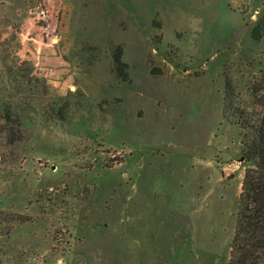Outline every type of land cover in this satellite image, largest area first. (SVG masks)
Listing matches in <instances>:
<instances>
[{
    "label": "rangeland",
    "instance_id": "374dc122",
    "mask_svg": "<svg viewBox=\"0 0 264 264\" xmlns=\"http://www.w3.org/2000/svg\"><path fill=\"white\" fill-rule=\"evenodd\" d=\"M263 15L0 0V264H228L246 164L224 102L264 96Z\"/></svg>",
    "mask_w": 264,
    "mask_h": 264
},
{
    "label": "trees",
    "instance_id": "16d2710c",
    "mask_svg": "<svg viewBox=\"0 0 264 264\" xmlns=\"http://www.w3.org/2000/svg\"><path fill=\"white\" fill-rule=\"evenodd\" d=\"M250 34L257 43L264 42V15ZM114 69L129 81V64L123 61L122 46L115 49ZM224 112L242 129V158L246 164L228 264H264V96L256 97L251 106H233L227 95Z\"/></svg>",
    "mask_w": 264,
    "mask_h": 264
},
{
    "label": "crops",
    "instance_id": "0c3cea01",
    "mask_svg": "<svg viewBox=\"0 0 264 264\" xmlns=\"http://www.w3.org/2000/svg\"><path fill=\"white\" fill-rule=\"evenodd\" d=\"M128 210H129V209H127V208H123V209H122V214L125 213V212H128ZM129 211H130V210H129ZM130 212H131V211H130Z\"/></svg>",
    "mask_w": 264,
    "mask_h": 264
}]
</instances>
